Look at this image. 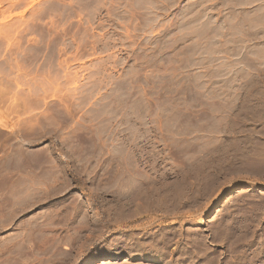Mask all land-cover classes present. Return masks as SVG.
Instances as JSON below:
<instances>
[{
	"label": "rangeland",
	"instance_id": "rangeland-1",
	"mask_svg": "<svg viewBox=\"0 0 264 264\" xmlns=\"http://www.w3.org/2000/svg\"><path fill=\"white\" fill-rule=\"evenodd\" d=\"M106 258L264 264V0H0V264Z\"/></svg>",
	"mask_w": 264,
	"mask_h": 264
},
{
	"label": "bare ground",
	"instance_id": "bare-ground-1",
	"mask_svg": "<svg viewBox=\"0 0 264 264\" xmlns=\"http://www.w3.org/2000/svg\"><path fill=\"white\" fill-rule=\"evenodd\" d=\"M97 264H114L115 261L111 258L102 259L99 262H96Z\"/></svg>",
	"mask_w": 264,
	"mask_h": 264
},
{
	"label": "crops",
	"instance_id": "crops-1",
	"mask_svg": "<svg viewBox=\"0 0 264 264\" xmlns=\"http://www.w3.org/2000/svg\"><path fill=\"white\" fill-rule=\"evenodd\" d=\"M29 187H25V189H28ZM29 191H31V190H29Z\"/></svg>",
	"mask_w": 264,
	"mask_h": 264
}]
</instances>
